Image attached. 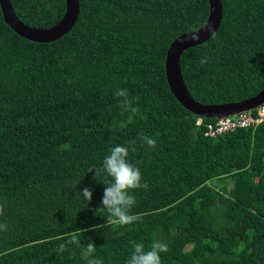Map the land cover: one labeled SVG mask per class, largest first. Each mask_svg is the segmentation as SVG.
<instances>
[{
	"label": "trees",
	"instance_id": "obj_1",
	"mask_svg": "<svg viewBox=\"0 0 264 264\" xmlns=\"http://www.w3.org/2000/svg\"><path fill=\"white\" fill-rule=\"evenodd\" d=\"M10 2L34 28L65 12V0ZM221 2L216 33L180 59L200 104L241 101L264 87V0ZM79 5L73 28L49 43L20 37L0 8V264H86L90 242L103 264H126L133 241L147 249L153 239L169 246L161 264H264V121L207 137L166 79L170 44L204 25L208 0ZM117 88L138 109L123 128L130 113ZM117 145L148 184L130 190V214L141 220L124 226L99 209L111 177L89 171ZM77 230L80 247L58 251Z\"/></svg>",
	"mask_w": 264,
	"mask_h": 264
},
{
	"label": "water",
	"instance_id": "obj_2",
	"mask_svg": "<svg viewBox=\"0 0 264 264\" xmlns=\"http://www.w3.org/2000/svg\"><path fill=\"white\" fill-rule=\"evenodd\" d=\"M208 4V16L204 25L178 36L170 44L165 57V74L172 94L185 109L198 117L220 119L264 104V87L250 98L218 105L200 104L191 97L182 76L180 59L186 49L204 43L218 30L222 18V2L208 0ZM0 8L4 22L16 34L39 43L56 41L68 33L75 25L80 11L79 0H65V12L56 24L49 28H34L19 20L10 0H0Z\"/></svg>",
	"mask_w": 264,
	"mask_h": 264
},
{
	"label": "clouds",
	"instance_id": "obj_3",
	"mask_svg": "<svg viewBox=\"0 0 264 264\" xmlns=\"http://www.w3.org/2000/svg\"><path fill=\"white\" fill-rule=\"evenodd\" d=\"M204 62L203 60L201 61L202 64ZM115 95L123 98L121 107L130 113L126 123L120 125L123 128L126 124L132 123L133 116L138 114V109L132 105V100L129 99L127 89L117 88ZM141 139L149 147H155L156 145V140L151 137L142 135ZM128 152V147L117 145L104 158L102 167L89 170H94V179L104 174L111 177L110 181L103 183L105 189L101 200L102 207L99 209L107 210L109 214L107 223L119 226L132 224L141 220L140 215L130 214V209L135 204V197L130 194V190L138 188L146 190L148 188L147 182L141 183L142 176L140 169L127 160ZM80 195H82L86 202H90L92 199V190L85 187ZM2 212L3 208L0 206V214ZM4 228H6V225L0 224V229ZM80 235L81 232L79 230L69 233L66 242L58 245V251H66L69 244L80 247ZM132 247L133 250L126 264H161L160 254L169 250L168 244L160 239H153L147 249H145L143 243H137L135 241L132 242ZM95 252L96 247L92 242L84 247L81 256L86 261V264H103L102 259L95 257Z\"/></svg>",
	"mask_w": 264,
	"mask_h": 264
},
{
	"label": "built area",
	"instance_id": "obj_4",
	"mask_svg": "<svg viewBox=\"0 0 264 264\" xmlns=\"http://www.w3.org/2000/svg\"><path fill=\"white\" fill-rule=\"evenodd\" d=\"M264 121V104L259 107L225 118L216 119L214 122L205 123L202 117H198L196 125L205 126L204 135L216 137L217 135L234 131L238 128L256 127Z\"/></svg>",
	"mask_w": 264,
	"mask_h": 264
}]
</instances>
